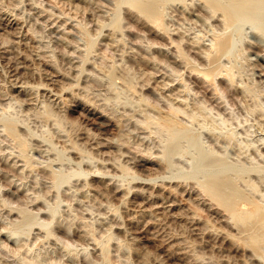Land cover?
<instances>
[{
	"label": "rangeland",
	"instance_id": "374dc122",
	"mask_svg": "<svg viewBox=\"0 0 264 264\" xmlns=\"http://www.w3.org/2000/svg\"><path fill=\"white\" fill-rule=\"evenodd\" d=\"M141 1L0 0V264H264V0Z\"/></svg>",
	"mask_w": 264,
	"mask_h": 264
},
{
	"label": "bare ground",
	"instance_id": "6f19581e",
	"mask_svg": "<svg viewBox=\"0 0 264 264\" xmlns=\"http://www.w3.org/2000/svg\"><path fill=\"white\" fill-rule=\"evenodd\" d=\"M142 1H143V0H142ZM142 1H141V2H142ZM152 1H153V0H152ZM214 1H215V0H214ZM217 1H218V0H217ZM235 1H236V0H235ZM240 1H241V0H240ZM245 1H246V0H245ZM249 1H250V0H249ZM135 2H136V1H135ZM147 2H148V0L146 1V3H147ZM144 3H145V2H144ZM146 3H145L144 5H146ZM219 3L221 4V2H219ZM219 3H218V4H219ZM234 3H235V2H234ZM237 3H238V2H237ZM246 3H247V2H246ZM137 4H138V3H137ZM218 4H217V5H218ZM220 4H219V6H221ZM224 4H225V3H224ZM227 4H228V3H227ZM240 4H241V3H240ZM242 4H243V3H242ZM144 5H143V6L141 5V7H142L144 10H145V9H148V10H149V8H150V6H151V5H150V2H149L148 5H146L145 7H144ZM155 5H156V4H155ZM235 5H236V4H235ZM225 6H226V5H225ZM225 6H223V4H222V7H223V8H224ZM229 6H230V5H229ZM154 7H155V6H154ZM239 7H240V5H239ZM235 8H236V7H235ZM150 9H152V8H150ZM154 9H155V8H154ZM229 9L232 10V8H229ZM225 10H228V9H225ZM150 11H154V10L152 9V10H150ZM228 11H229V10H228ZM151 13H153V12H151ZM227 13H229V12H227ZM227 16H228V14H227ZM159 19H161V18H158V20H159ZM154 21H155V20H154ZM154 21H153V22H154ZM156 21H157V19H156ZM156 21L154 22V24L156 23V24H155V27H156V26L158 27V25H160L161 23L158 22V23H160V24H158ZM161 22H162V21H161ZM5 23H6V22H5ZM162 23H163V22H162ZM154 24L152 23V25H154ZM160 27H161V25H160ZM158 28H159V27H158ZM217 36H218V35H217ZM217 36H216V37H217ZM219 36H220V35H219ZM219 36H218V37H219ZM221 36H222V35H221ZM221 36H220V39H218L217 42H214V43H216V47H215V48L213 47V48H214V50H216V51H217L216 48H221V47H223L224 44H226L227 42H228V44H229V40H228L229 38H228V36H226L227 39H226V37L223 39ZM223 36H225V35H223ZM221 38H222V39H221ZM215 41H216V39H215ZM214 43H213V44H214ZM226 45H227V44H226ZM212 46H213V45H212ZM225 47H226V46H224V48H225ZM213 48H212V49H213ZM220 51H222V50H220ZM210 53H212V50H211ZM215 53H216V52H215ZM215 53H214V54H215ZM217 53H218V51H217ZM217 53H216L215 55L218 56L219 54H217ZM214 54L212 53V55H214ZM215 55H214V56H215ZM214 56H211V57H214ZM211 59H212V58H211ZM211 59H210V60H211ZM214 59H215V58H214ZM211 61L213 62L214 60H211ZM213 63H214V62H213ZM210 65H212L211 62H210ZM215 65H217V67H219V64H218V63L215 64ZM212 66H213V65H212ZM214 67H215V66H214ZM211 68H212V67H211ZM191 69L196 70L197 67H196V69H195V68L192 66ZM213 69H214V68H213ZM213 69H210V70L212 71ZM220 69H221V68H220ZM220 69H219V70H220ZM203 70H204V69H203ZM214 70H217V69H214ZM219 70H218V71H219ZM191 71H192V70H191ZM221 71H222V69L220 70V72H221ZM220 72H219V73H220ZM201 73H202V71H201ZM216 73H217V72H216ZM219 73H218V74H219ZM212 74H213L212 72H209V71H208V72L205 73V76H206V78H208L209 80H211V78H212ZM207 83H208V82H207ZM212 84H213V83H212ZM172 110H173V108H172ZM175 111H176V110H175ZM173 112H174V111H173ZM167 114H168V113H167ZM176 114H177V113H176ZM175 116H176V115H175ZM167 117H168V116H167ZM167 117H166V118H167ZM169 118H171L170 115H169ZM173 118H174V117H172V119H173ZM172 119H166L165 122L170 121V124H172V123H171V120H172ZM176 119H177V118H176ZM167 120H168V121H167ZM163 121H164V120H163ZM173 121H174V122H173L174 124H176V123L179 122V121H178V122L175 123V119H174ZM167 124H169V123H167ZM170 124H169V126H170ZM8 126H9V125H8ZM10 126H11V127H10L11 130H8L9 133H10V131H11V132L14 131V130H12V127H13V126H12V125H10ZM165 126H166V125H165ZM171 126H172V125H171ZM180 126H181V125H180ZM166 127H168V125H167ZM172 127H173V126H172ZM13 129H14V128H13ZM15 131H16V129H15ZM17 131H18V130H17ZM12 133H14V135L16 134L15 132H12ZM18 134H19V133H18ZM12 136H13V135H12ZM13 137L15 138L16 136H13ZM17 137H18V136H17ZM20 137H21V136H20ZM18 138H19V137H18ZM16 139H17V138H16ZM18 141H19V139H18ZM21 141H23L22 138H21ZM21 141H20V144L23 143V142L21 143ZM23 144H24V143H23ZM21 146L23 147V145H21ZM220 173H221V172H220ZM222 174H223V173H222ZM224 174H225V173H224ZM224 174H223V175H224ZM206 175H207V174H206ZM208 175H209V174H208ZM214 175H216V173H215ZM217 176H219V174H218ZM220 176H221V175H220ZM224 176H225V175H224ZM210 177H211V176H210ZM214 177H215V176H214ZM214 177H213L212 179H210V180L208 181V183H206V184H205L204 182H202L203 184H205V185H203V186H206V187L208 188L207 191H209V193H210V191H211L212 194H214L215 197L218 198L219 201H222V203L224 202V204H225L224 207H227L226 209H229V208H230L229 206H230L231 204H232L231 207L233 206L234 208H235V206L237 207V205L239 206V204H236V203H237V202L241 203L239 200H242V199L239 198V197H237V198L234 197V196H239V195L237 194V192H239V191L236 190V191H237V192H236L235 189H234V191L236 192V193H235L236 195H232V194H231V196H232V201H231V200H230V199H231V198H230L231 196H230V195H226V194L223 193L222 188H223V186H225V184H224V182H223V177H222V180H220L219 178H216V179H215ZM226 177H228V176H226ZM220 178H221V177H220ZM206 179H207V178H206ZM206 179H205V180H206ZM203 180H204V179H203ZM203 180H202V181H203ZM228 180H229V178H228ZM224 181H225V180H224ZM230 181H231V179H230ZM232 183H234V182L232 181ZM226 185H227V183H226ZM228 185H230V184H228ZM233 185H234V184H233ZM229 187L231 188V186H229ZM202 188H203V187H202ZM233 188H234V187H233ZM233 188H232L231 190H233ZM235 188H236V187H235ZM203 189H204V188H203ZM227 190H228V189H227ZM238 190H242V189H238ZM234 191H233V192H234ZM240 192H241V191H240ZM204 193H206V192H204ZM242 193H243V196H245V197H248V196H249L248 194H247L248 196H247V195H244L245 193L243 192V190H242ZM227 194H228V193H227ZM239 194H240V193H239ZM210 196H211V195H210ZM225 196H226V197H225ZM227 196H228V197L230 196V197H229L230 199H229ZM241 196H242V194H241ZM211 197H213V196H211ZM215 197H213V198H215ZM233 197L236 198V199L233 200V199H234ZM243 199H244V197H243ZM246 199H247V198H245L244 201H246ZM250 199H251V197H250ZM236 200H237V202L235 203L236 205H233V201H236ZM247 200H248V199H247ZM253 200H254V199H253ZM213 201H215V200L213 199ZM219 201H217V202H219ZM229 201H231V202H229ZM250 201H251V200H250ZM254 201H255V200H254ZM217 202H216V203H217ZM226 202H227V204H229V206L226 205ZM242 202H243V200H242ZM247 202H249V201H247ZM257 202H259V201H255V203H257ZM222 203H221V204H222ZM249 203H250V202H249ZM249 203H245V202H244V203H241V205H240L241 208H237V209H239V211H242V212H248V211H249V212H252V209H251V211H250V210H248V208L246 207V206H248L247 204H249ZM224 204H223V205H224ZM245 204H246V206H245ZM250 204H254V203H250ZM250 204H249V205H250ZM259 204H260V203H259ZM259 204H254V205H256L257 208L261 209V208H260L261 206H259V207L257 206V205H259ZM244 206L247 208L245 211L241 210L242 208H244ZM251 206L254 207L253 205H251ZM233 207H232V209L230 208V209H231V212H232V210L234 209ZM252 207H251V208H252ZM249 208H250V206H249ZM254 208H255V207H254ZM257 208H256V209H257ZM262 208H263V207H262ZM230 209H229V212H230ZM235 209H236V208H235ZM256 209H255V210H256ZM224 210H225V209H224ZM247 210H248V211H247ZM255 210H253V211H255ZM261 210H262V209H261ZM227 211H228V210H227ZM237 211H238V210H237ZM239 211L237 212V215H238ZM231 212H230V213H231ZM242 212H240V213H242ZM263 212H264V210H263ZM263 212H259V213H258L259 215L256 216V217H259V219L264 218V213H263ZM230 213H228V214H230ZM234 213H236V211L233 210V213H232V214H234ZM242 214H243V213H242ZM235 215H236V214H234V216H235ZM237 215H236V217H237ZM239 215H240V214H239ZM229 216H230V215H229ZM240 216H241V215H240ZM232 217H233V216H232ZM238 218H239V217H238ZM240 218H241V217H240ZM247 218H248V217H247ZM247 218L245 217V222H246V223H247V221H248ZM234 219H235V218H234ZM243 219H244V218H243ZM253 219H254V218H253ZM236 220H238V219H236ZM240 220H241V219H240ZM250 221H251V220H250ZM259 221H260V220H259ZM236 222H237V221H236ZM239 222H240V221H239ZM248 222H249V221H248ZM262 223L264 224V222H262ZM262 223H258V224H261V225H262ZM237 224H238V223H237ZM244 224H245V223H244ZM249 224H250V223H249ZM253 224H254V223H253ZM245 225H246V224H245ZM245 225H244V226H245ZM251 225H252V224H251ZM194 226H195V225H194ZM241 226H242V225H241ZM246 226H247V225H246ZM256 226H257V225H256ZM252 227H254V226H252ZM258 227H259V225H258ZM248 228H249V227H248ZM250 228H251V227H250ZM250 228H249V229H250ZM256 229H257V228H256ZM260 229H261V228H260ZM262 230H263V229H262ZM263 231H264V230H263ZM259 232H260V231H259ZM256 233H257V231H255V234H254V235H255V238H256ZM263 233H264V232H262V234L260 235V237H261L262 235H264ZM259 234H260V233H259ZM251 236H253V235H250V237H251ZM257 236H259V235H257ZM253 238H254V236H253ZM253 238L251 237V239H253ZM258 238H259V237H257V239H258ZM248 239H249V238H248ZM260 239H262V238H260ZM263 239H264V238H263ZM253 240H256V239H253ZM257 242H258V241H257ZM262 242H263V241H262ZM253 243H254V242H253ZM258 243H260V242H258ZM103 246H104V244H103ZM105 246H107V244H106ZM105 246H104V247H105ZM259 246H260V245H259ZM259 246H258V247H259ZM262 246H263V245H262ZM107 247H108V246H107ZM102 248H103V247H102ZM103 250L105 251V249H103ZM107 251H108V249H107ZM103 253H104V252H103Z\"/></svg>",
	"mask_w": 264,
	"mask_h": 264
}]
</instances>
